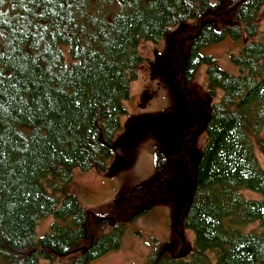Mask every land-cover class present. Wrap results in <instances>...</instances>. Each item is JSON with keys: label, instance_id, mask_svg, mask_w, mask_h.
<instances>
[{"label": "trees", "instance_id": "1", "mask_svg": "<svg viewBox=\"0 0 264 264\" xmlns=\"http://www.w3.org/2000/svg\"><path fill=\"white\" fill-rule=\"evenodd\" d=\"M262 5L0 0V264H54L62 256L88 264L117 250L128 223L151 208L171 173V157L157 154L155 179L117 197L104 214L82 207L69 183L74 168H106L123 100L144 61L140 44L188 22L174 50L179 89L191 101L187 84L206 63L208 92L214 96L219 87L222 94L210 105L190 172L192 199L179 223L193 233L191 251L182 255L179 241L178 249L155 251L147 264H264V170L251 140L264 154V33L254 39ZM243 34L248 42L230 56L237 74L200 52ZM244 190L263 197L247 198ZM47 216L57 221L38 236Z\"/></svg>", "mask_w": 264, "mask_h": 264}, {"label": "rangeland", "instance_id": "2", "mask_svg": "<svg viewBox=\"0 0 264 264\" xmlns=\"http://www.w3.org/2000/svg\"><path fill=\"white\" fill-rule=\"evenodd\" d=\"M228 2L223 0L224 4ZM222 20L227 25L233 24L224 17ZM254 22L257 26L254 39L258 40L264 33V5ZM188 25L189 22L178 24L166 38L140 44L144 61L137 77L130 81L129 97L123 100L125 112L120 116V128L113 137V150L106 160V168L72 170L69 185L81 206L104 214L117 197L155 179L157 154L174 159L171 173L160 188L157 199L146 213L128 223L120 247L88 264H141L138 261L146 262L154 250L163 247L165 241H175L173 245L177 249L181 244L179 251L184 245L182 255L191 251L192 231L181 224L175 233L172 214L175 208L183 211L188 201L193 183L190 172L205 141L210 105L220 98L222 90L217 87L214 96L208 92L206 63L199 65L194 78L187 84L191 101L179 89L174 50L177 34L186 31ZM216 27L219 29L218 24ZM245 37L246 34H243V40H235L227 35L222 41L201 48L200 52L212 55L220 68L237 74L239 68L230 60V56L241 52L242 44L249 40ZM251 140L264 170V154L258 148L256 138L251 137ZM243 194L247 198L263 197L252 190H244ZM52 221L57 219L53 216L41 219L36 228L37 235L50 230ZM70 258L56 257L54 264H69Z\"/></svg>", "mask_w": 264, "mask_h": 264}, {"label": "water", "instance_id": "3", "mask_svg": "<svg viewBox=\"0 0 264 264\" xmlns=\"http://www.w3.org/2000/svg\"><path fill=\"white\" fill-rule=\"evenodd\" d=\"M194 185L195 183L193 182L192 185H191V188H190V192H189V200H188V204L186 206V208L182 211L180 210L179 208H175L174 212H173V220H174V225H173V229L174 231L177 233V228H178V225L180 223V221L182 220L183 216L185 215L186 211H187V208L189 206V203L192 199V195H193V190H194ZM172 248L173 246L169 243H166L163 245V247L161 248L160 252H159V255L165 253V252H172Z\"/></svg>", "mask_w": 264, "mask_h": 264}, {"label": "flooded vegetation", "instance_id": "4", "mask_svg": "<svg viewBox=\"0 0 264 264\" xmlns=\"http://www.w3.org/2000/svg\"><path fill=\"white\" fill-rule=\"evenodd\" d=\"M134 222V221H133ZM176 233V232H175ZM169 244H171L172 246H174L173 244H175V241L174 242H167ZM164 244H166V241L164 242ZM161 250V249H160ZM160 250H157L158 252H160ZM173 250V248H172ZM103 256V255H102ZM102 256H99L98 258L102 257ZM152 257H155V250L153 251V253L148 257V260L146 262H143V261H138V262H141V264H147L149 259L152 258ZM98 258H95V259H98ZM93 259V260H95ZM91 260V261H93ZM134 262H137V261H134ZM133 263V262H132Z\"/></svg>", "mask_w": 264, "mask_h": 264}, {"label": "bare ground", "instance_id": "5", "mask_svg": "<svg viewBox=\"0 0 264 264\" xmlns=\"http://www.w3.org/2000/svg\"><path fill=\"white\" fill-rule=\"evenodd\" d=\"M184 246V245H183Z\"/></svg>", "mask_w": 264, "mask_h": 264}]
</instances>
